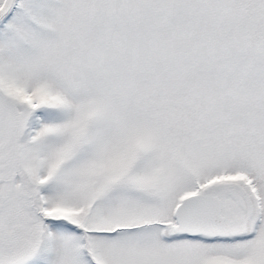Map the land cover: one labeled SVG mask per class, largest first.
I'll return each instance as SVG.
<instances>
[{
    "label": "snow or ice",
    "instance_id": "6c2138e0",
    "mask_svg": "<svg viewBox=\"0 0 264 264\" xmlns=\"http://www.w3.org/2000/svg\"><path fill=\"white\" fill-rule=\"evenodd\" d=\"M0 264H264V0H0Z\"/></svg>",
    "mask_w": 264,
    "mask_h": 264
}]
</instances>
